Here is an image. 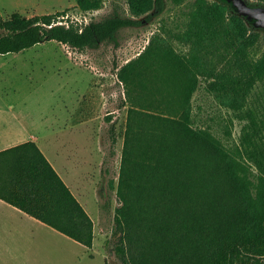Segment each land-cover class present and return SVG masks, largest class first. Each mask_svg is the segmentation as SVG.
Segmentation results:
<instances>
[{"label":"rangeland","instance_id":"374dc122","mask_svg":"<svg viewBox=\"0 0 264 264\" xmlns=\"http://www.w3.org/2000/svg\"><path fill=\"white\" fill-rule=\"evenodd\" d=\"M129 1L104 0L101 8L83 11L77 0H0L2 17L66 10L65 19L84 23L116 14L142 19L98 47L79 49L53 39L0 55V98L22 100L20 107L26 102L23 108L29 115L67 129L54 144V154L96 218L97 239L110 264H123L107 242L115 229L116 207L121 205L118 184L125 146L153 148L149 142L157 139L160 129H168L159 115L180 117L181 110L170 112L167 105L180 102L182 85L195 78L192 72L194 124L210 128L227 149L239 159L242 155L251 181L258 182L263 174L259 161L264 166V80L250 85L253 64L264 54V28H257L258 42L242 50L240 23L221 0H165L164 10L148 19L147 14L133 15ZM247 1L264 5L260 0ZM225 73L230 78L212 81ZM130 117L135 122L131 131ZM72 122L78 129L69 130ZM138 161L146 165L140 153ZM208 165L216 177V163ZM207 168H201L205 182ZM142 197L135 195L139 204L128 240L129 256L135 261L148 259L154 251L156 218L164 204L160 199L145 203L147 219Z\"/></svg>","mask_w":264,"mask_h":264},{"label":"trees","instance_id":"16d2710c","mask_svg":"<svg viewBox=\"0 0 264 264\" xmlns=\"http://www.w3.org/2000/svg\"><path fill=\"white\" fill-rule=\"evenodd\" d=\"M77 2L81 10L88 11L101 8L104 0ZM221 2L240 23L241 49L256 44L260 32L255 20L248 21L249 27L233 1ZM129 6L137 18L147 14L148 19L164 10L165 0H130ZM65 15L66 10L0 16V55L53 39L79 49L98 47L105 40L115 39L121 28L142 22L116 14L84 23L65 19ZM252 71L251 87L264 80V54L253 64ZM192 73L195 78L190 77L189 83L182 85L180 102L167 105L170 112L181 110L180 117L159 115L161 121H167L168 129H160L155 135L157 139L149 142L153 148L143 151L125 146L118 184L121 205L116 207L115 229L107 244L123 264H264L263 163L259 161L263 174L258 182L251 181L244 157L241 155L239 159L237 153L227 149L210 128L194 124L192 97L196 75ZM213 78L217 82L230 76L225 73ZM242 80L240 76L238 81ZM132 119L129 131L135 125ZM250 140L247 133L248 147ZM138 152L145 166L138 161ZM212 162L216 163V177L209 171L211 165L207 168ZM205 165L208 182L201 178ZM136 193L145 195L142 209L147 219L145 203L158 199L164 202L161 215L154 217L158 224L155 249L148 259L139 261L129 256L128 246L131 222L139 204ZM0 197L79 242L93 246L92 217L35 141L0 151ZM151 227L152 216L150 230ZM106 261L110 264L107 257Z\"/></svg>","mask_w":264,"mask_h":264},{"label":"crops","instance_id":"0c3cea01","mask_svg":"<svg viewBox=\"0 0 264 264\" xmlns=\"http://www.w3.org/2000/svg\"><path fill=\"white\" fill-rule=\"evenodd\" d=\"M22 102L0 98V151L35 141L88 211L54 154V144L67 129L48 126L45 120L29 115L23 108L26 102L20 107ZM76 123H70L69 130L78 129ZM90 216L95 234L91 247L0 197V264H108L103 244L97 239V220Z\"/></svg>","mask_w":264,"mask_h":264},{"label":"water","instance_id":"95a60500","mask_svg":"<svg viewBox=\"0 0 264 264\" xmlns=\"http://www.w3.org/2000/svg\"><path fill=\"white\" fill-rule=\"evenodd\" d=\"M233 1L240 15L248 20H255V24L264 27V5H251L247 0H231Z\"/></svg>","mask_w":264,"mask_h":264}]
</instances>
